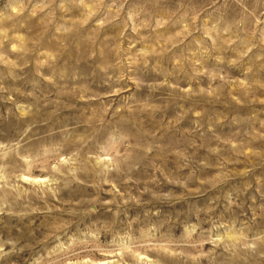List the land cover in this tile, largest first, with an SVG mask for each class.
I'll list each match as a JSON object with an SVG mask.
<instances>
[{
  "label": "rangeland",
  "instance_id": "rangeland-1",
  "mask_svg": "<svg viewBox=\"0 0 264 264\" xmlns=\"http://www.w3.org/2000/svg\"><path fill=\"white\" fill-rule=\"evenodd\" d=\"M0 264H264V0H0Z\"/></svg>",
  "mask_w": 264,
  "mask_h": 264
}]
</instances>
